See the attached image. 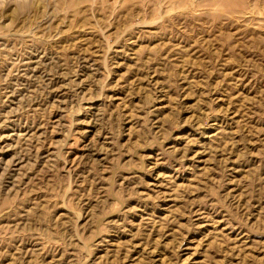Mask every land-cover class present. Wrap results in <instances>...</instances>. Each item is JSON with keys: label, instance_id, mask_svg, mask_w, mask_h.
Segmentation results:
<instances>
[{"label": "rangeland", "instance_id": "obj_1", "mask_svg": "<svg viewBox=\"0 0 264 264\" xmlns=\"http://www.w3.org/2000/svg\"><path fill=\"white\" fill-rule=\"evenodd\" d=\"M0 264H264V0H0Z\"/></svg>", "mask_w": 264, "mask_h": 264}]
</instances>
